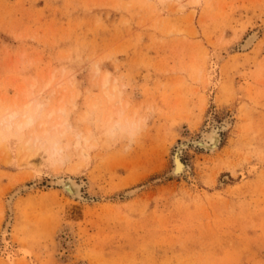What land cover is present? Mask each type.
<instances>
[{"label": "rangeland", "instance_id": "1", "mask_svg": "<svg viewBox=\"0 0 264 264\" xmlns=\"http://www.w3.org/2000/svg\"><path fill=\"white\" fill-rule=\"evenodd\" d=\"M184 2L0 0V264H264V0Z\"/></svg>", "mask_w": 264, "mask_h": 264}, {"label": "bare ground", "instance_id": "2", "mask_svg": "<svg viewBox=\"0 0 264 264\" xmlns=\"http://www.w3.org/2000/svg\"><path fill=\"white\" fill-rule=\"evenodd\" d=\"M170 1H172L175 5H178L179 6V8L180 9H183L184 8V5H183V3L185 4V2H184V0H170ZM196 4V3H195ZM256 37L254 36V35H252V36H249L248 38H246L245 39V41L243 42V46H242V48H243V50H246V49H248L252 44H253V42H254V39H255ZM48 80L46 81L45 80V85H44V88H43V90H41V92H43V93H39L40 95H38V97H35V98H33L34 100L36 99V98H40V100H38V103H36L34 106V110H33V108L31 107V109L33 110V112H31V114L30 115H27V114H22L21 113V111L19 110V109H21V108H17V104H20V103H18V102H16V101H14L13 103H17V104H14V107H16L17 109H14V107H13V109L14 110H12V108H11V110H4V111H2V113L0 112V129H4V130H6L7 132L9 131L10 132V134H11V130H13L14 128H17V129H23V128H25L26 129V127H29V126H31V125H33L35 122H36V119H37V116H38V114H36L37 113V110H38V108L39 107H41V105L43 104V101H44V103H45V99H46V96H45V99H43V97H44V94H46V88H48V87H50L51 86V84H52V81H53V75H51L50 77H48L47 78ZM34 82H36V81H34ZM33 82V83H34ZM103 83H102V85H104L105 87H107L106 85H107V78L105 77V79H104V81H102ZM32 83V85L30 86V88L32 87V88H35V84H33ZM57 83H59V82H57ZM60 84V83H59ZM54 86V85H53ZM37 88V87H36ZM115 90H116V88H114ZM34 90V89H33ZM45 91V92H44ZM54 91L52 90V88H51V92L50 93H53ZM105 92V91H104ZM49 93V94H50ZM106 93V95H105V97H107L108 99H112L113 98V95L112 94H110L109 92H105ZM24 94H25V92H24ZM31 96H33V94L31 95ZM24 97V96H23ZM25 98V99H24ZM23 99L25 100H22V102H21V107H22V109L23 108H28L29 107V105L31 104V101L30 100H26L27 98L26 97H24ZM29 98V97H28ZM41 98H42V101H41ZM48 98V97H47ZM21 100V99H20ZM3 101V100H2ZM47 101V100H46ZM20 102V101H19ZM45 105H46V103H45ZM1 106V105H0ZM6 106V105H5ZM10 106V105H9ZM8 106V107H9ZM19 106V105H18ZM61 108V107H60ZM59 108V109H60ZM30 109V108H29ZM62 112H60V113H62L63 114V107L60 109ZM60 110H58V112L60 111ZM30 112V111H29ZM36 112V113H35ZM53 112V111H52ZM52 112H50V114L52 113ZM53 114V113H52ZM50 116V115H49ZM41 118V117H40ZM109 120H110V118H109ZM116 125H114V128L116 129V128H118V126H119V123H116V122H114ZM58 124V123H57ZM60 124V123H59ZM58 124V125H59ZM43 125V124H42ZM45 125V124H44ZM59 127V126H58ZM55 128V127H54ZM113 128V129H114ZM56 129V128H55ZM117 130V129H116ZM14 131V130H13ZM16 131H18V130H16ZM1 133V132H0ZM6 133V132H5ZM15 133V132H14ZM16 134V133H15ZM7 135V134H6ZM4 136V135H3ZM7 137V136H6ZM37 137V136H36ZM5 138V137H4ZM6 139V138H5ZM37 139V138H36ZM78 139V138H77ZM80 139V138H79ZM79 139H78V142L76 141V143H75V146L77 145V147L80 145V142H79ZM29 140V139H28ZM34 140V139H33ZM32 140V141H33ZM38 140V139H37ZM82 140V139H81ZM2 141H3V138H2ZM85 140H83V142H84ZM191 141H193L192 142V144H190L191 146H193V147H195V148H202L203 150H205V151H208V152H213V151H215V150H217L218 149V147H219V145H220V142H221V135H220V132L217 130V127L216 126H213V128L210 130V131H208L207 133H205V134H203V136H201V138H199V139H194V140H191ZM190 141V142H191ZM35 142V141H34ZM86 142H88V140L86 141ZM27 144H28V142H27ZM189 144V141H187V142H183V143H181L180 145H178L177 147H176V149H175V151L173 152V154H172V162H173V175H181V174H183L184 172H186V170H187V166L185 165V163L183 162V160L181 159V154H182V152H183V150L184 149H186L188 146H190V145H188ZM83 145L85 146V144L83 143ZM90 145V144H89ZM58 146V145H57ZM91 146H92V144H91ZM90 146V147H91ZM42 147V146H41ZM89 147V146H88ZM93 147V146H92ZM39 148V147H38ZM86 148V147H85ZM53 149V151H50V152H47V151H45L46 153H48V157H54L55 155H57L56 153H57V149L56 148H52ZM42 150V149H41ZM61 150V149H60ZM59 150V151H60ZM40 151V150H39ZM58 151V152H59ZM82 151H83V149H82ZM82 151H81V153H82ZM44 152V153H45ZM83 154L87 157V154H85V152L83 151ZM83 154H82V156H83ZM28 162H30V161H28ZM32 163V162H31ZM31 163H29L30 165H31ZM29 164H27V165H29ZM34 164V163H33ZM26 165V164H25ZM77 168H79V167H77ZM55 185H57V186H59V187H61V190L68 196V197H70L71 199H76L77 201H83V200H86V198H84V195H83V186L76 180V179H74V178H72V177H67V178H56L55 179ZM20 192V190L19 191H17V192H14V193H11L10 195H9V198H8V201H7V205L10 207V205H11V202L13 201V199L17 196V194Z\"/></svg>", "mask_w": 264, "mask_h": 264}]
</instances>
